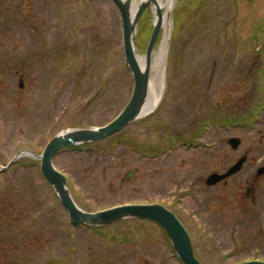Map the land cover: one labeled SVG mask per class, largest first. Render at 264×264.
<instances>
[{"label":"rangeland","instance_id":"obj_1","mask_svg":"<svg viewBox=\"0 0 264 264\" xmlns=\"http://www.w3.org/2000/svg\"><path fill=\"white\" fill-rule=\"evenodd\" d=\"M212 3L234 8L199 27V0L169 10L154 52L166 41L165 101L109 152L64 151L54 165L88 212L159 203L187 227L202 263L264 262V0ZM66 43L80 47L78 58L60 59ZM137 49L144 57L146 47ZM133 88L113 0H0V264H175L157 224L73 226L37 158L22 154L9 166L24 151L41 155L62 131L110 123ZM245 156L239 174L206 184Z\"/></svg>","mask_w":264,"mask_h":264},{"label":"water","instance_id":"obj_2","mask_svg":"<svg viewBox=\"0 0 264 264\" xmlns=\"http://www.w3.org/2000/svg\"><path fill=\"white\" fill-rule=\"evenodd\" d=\"M113 2L121 16L125 64L134 82L133 93L129 102L122 112L110 123L101 127L62 131L47 143L41 155H36L29 150L24 151L15 157L9 166L20 159L22 154L37 158L40 161V170L43 178L53 188L73 225L98 228L107 227L127 220L153 222L164 230L175 254L183 264H203L195 256L192 239L188 230L177 215L166 206L158 203L124 204L97 212H88L81 208L74 199L67 176L60 172L54 165L56 155L62 150L105 141L119 134L134 122L149 116L159 107L163 100L164 90L157 107L151 113L145 115L144 110L149 97L153 53L164 26L165 16L162 7L159 6L158 0H136V3L135 0H113ZM145 10H148L149 14H154L155 19L153 31L144 56V64L141 65L138 61L137 30L139 20ZM166 15L169 18L170 12H167ZM228 143L232 149L237 150L242 142L239 138L233 137L228 140ZM247 159V156L241 158L223 174L216 172L210 174L206 180V184L208 186H215L239 173ZM6 169L4 168L0 172ZM263 174L264 168H260L257 176H262ZM249 194H251L250 190H248L246 195L248 196ZM240 264H264V262L254 260Z\"/></svg>","mask_w":264,"mask_h":264},{"label":"trees","instance_id":"obj_3","mask_svg":"<svg viewBox=\"0 0 264 264\" xmlns=\"http://www.w3.org/2000/svg\"><path fill=\"white\" fill-rule=\"evenodd\" d=\"M144 18H146V19H144ZM144 18L140 22V31H139V33H140V35H139V46L140 47H141V45H143V47H146L147 41H148V39L150 37V34H151V26H150V24H143L144 21L148 20L147 19V14L144 16ZM61 48H63V52H62V55L60 57L61 60H63V61H69V59L71 57H73V56H74V58H78L79 52H80L79 51L80 47L76 46L75 44H73L71 46L70 44L68 45L66 43ZM101 48H102V46H101ZM52 53L55 54L56 57L59 56L57 51L56 52L55 51H52ZM104 54H106V53L102 51V52H100V55L97 53L96 56H93V57H97L98 58V56H101V55H104ZM119 137H120V135H118V136L116 135V136L110 137L107 140L102 141V142H95V143L87 144V145H83V146L66 148L65 150H62L61 152H59L57 154V156L60 153L64 152V151H67V152H77V151L84 152V151H89V152H95V153H99L101 151L102 152H109L110 150H112L114 148V145L120 139ZM122 139H126V138H122ZM120 141H121V139H120ZM137 146H138L137 147L138 150H143V151L146 150V148L143 149L141 146H139V145H137ZM151 149H154V148H151ZM142 153L145 155V152H142ZM41 177H42V175H41ZM70 187H71V190H72V193L74 195V198H75L76 202L79 203V204H81V199L82 198L78 194V192H76V190L74 188V185L72 183H70Z\"/></svg>","mask_w":264,"mask_h":264},{"label":"bare ground","instance_id":"obj_4","mask_svg":"<svg viewBox=\"0 0 264 264\" xmlns=\"http://www.w3.org/2000/svg\"><path fill=\"white\" fill-rule=\"evenodd\" d=\"M159 6L167 8L170 10L175 3V0H166V2H161L158 0ZM170 22L167 18L164 19V27L169 28ZM167 55L166 41L162 44L158 53L155 54L152 66H151V80L149 97L145 106L144 113H151L159 104L164 90V75H165V59ZM138 61L141 65L144 64V57L138 56Z\"/></svg>","mask_w":264,"mask_h":264},{"label":"flooded vegetation","instance_id":"obj_5","mask_svg":"<svg viewBox=\"0 0 264 264\" xmlns=\"http://www.w3.org/2000/svg\"><path fill=\"white\" fill-rule=\"evenodd\" d=\"M204 1V0H203ZM202 0H199V2L201 3V7H200V11H199V13L201 12L202 13V15H200V18H199V24H198V27L199 26H203V24H208L209 23V21H213L214 19H216L217 21H221V18H220V16L222 15V16H224V15H229V14H231L232 13V11H233V8H234V6H232V8L230 9V8H226V10L225 11H222V10H219V11H217V8L214 10L213 9V0H208L209 2H211V5L210 6H208L207 5V3H208V1H207V3H204ZM251 1L252 0H249V7H251L253 4H251ZM229 4H232V3H234L233 1L231 2V1H229L228 2ZM208 9H211V11H212V9L214 10V13L212 14V12H211V14L210 15H207V10ZM231 21H232V17H231ZM231 21H228V22H222L223 23V25H230L231 24ZM264 24V23H263ZM264 26V25H263ZM264 28V27H263ZM202 30V29H201ZM264 32V31H263ZM199 35H202V36H207L208 34L205 32V33H201V32H198V36ZM241 35V34H240ZM264 35V34H263ZM263 41H264V38H263ZM235 63H237V62H235ZM260 63V62H259ZM214 65H216L217 66V64H214ZM260 67L257 69L258 71L260 70V71H263L264 70V65H263V63L261 62L260 63ZM215 70H216V67L214 66V68H213V71L215 72ZM257 71V72H258ZM264 73V71L262 72V74ZM244 168V167H243ZM243 168H242V170H243ZM241 170V171H242ZM240 171V172H241ZM239 172V173H240ZM238 173V174H239ZM237 175V174H236ZM264 175V174H263ZM235 176V175H234ZM234 176H232V177H234ZM232 177H229L228 179H230V178H232ZM228 179L227 180H225L224 182L226 183L227 181H228ZM223 182V181H222ZM219 185V184H218ZM214 187V186H213ZM248 190H250V193L252 192L251 191V189H248ZM248 190H247V192H248ZM252 194V193H251ZM247 196V195H246ZM248 196H250L251 197V195H248ZM248 196H247V198H248ZM255 201V199L253 200V202ZM171 246V245H170ZM172 247H170V249H171ZM193 249H194V253H195V256L197 257V259H198V251H197V247L193 244ZM172 256H173V259H174V263L175 264H183L182 263V261L178 258V256H176V254H175V252H174V250H173V248H172Z\"/></svg>","mask_w":264,"mask_h":264}]
</instances>
